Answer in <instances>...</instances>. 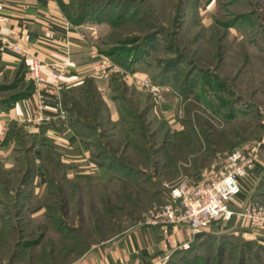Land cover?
<instances>
[{
  "label": "rangeland",
  "instance_id": "1",
  "mask_svg": "<svg viewBox=\"0 0 264 264\" xmlns=\"http://www.w3.org/2000/svg\"><path fill=\"white\" fill-rule=\"evenodd\" d=\"M56 1L63 8L66 27L73 30L77 40H84L97 60L95 64L103 60L109 63L108 75H95L109 79L118 101L126 102L123 96L128 99L133 115L140 118L142 125L141 129L135 127V134L138 137L142 132L150 152L146 156L140 151L143 141L128 142L134 132L129 131L126 122L123 129L109 123L103 127L102 138L138 172L132 173L133 179H124L115 192L109 190L107 203L90 188L78 187L70 192V186H65V205L52 211L54 220L59 216L53 227L43 208L31 211L32 205L24 200L15 206L17 189L29 180L37 188L35 192L43 191L40 176L29 178L36 165L37 173L41 171L38 158L28 155L11 130L15 120L8 119L10 108L32 94L36 82L26 53L18 51L19 60L10 64L3 60L0 49V234L5 226L0 264H47L46 252L51 246L57 255L65 257L58 262L68 259L66 263L72 264L83 254L79 250L84 239L92 243L104 241L128 226L151 225L146 217L167 200L163 181L205 178L218 169L231 150L261 140L264 0ZM226 21L233 22L229 30L223 24ZM6 43L0 41V45L8 47ZM188 71L194 75L192 89L183 90L177 85L182 84ZM225 104L230 113L233 111L232 116L225 117L221 112ZM36 110L43 112L42 106ZM187 115L193 117L191 136L198 141L172 148L171 140L184 137L187 128L183 120ZM59 159L69 170L79 168V157ZM57 166L58 178L61 168ZM159 188V193L154 194ZM11 224L23 227L22 234L13 232ZM40 225L48 227L41 242L23 248L12 259L16 242L36 239V226ZM219 229L217 224V234L212 237H193L179 243L154 264H216L226 253L219 249ZM43 245L46 252L40 249Z\"/></svg>",
  "mask_w": 264,
  "mask_h": 264
},
{
  "label": "crops",
  "instance_id": "2",
  "mask_svg": "<svg viewBox=\"0 0 264 264\" xmlns=\"http://www.w3.org/2000/svg\"><path fill=\"white\" fill-rule=\"evenodd\" d=\"M232 23L228 22L226 30H229ZM0 41L17 42L27 52L25 57L28 62L29 55H37L45 62L41 67V80L34 84V91L10 108L8 119L15 120L28 138L51 139L62 149L59 157H79V168L70 169L69 176L76 174L79 177H90L100 173L99 164L93 160L98 150L96 147H106L110 154L116 155V148H110V144L102 138L103 127L113 123L119 124L121 129L125 123L122 117L125 109L118 101L109 79L92 72V66L97 60L93 59L84 40H77L73 30L66 27L57 1L0 0ZM7 45H0L1 55L3 60L13 64L19 60L18 52L11 53ZM58 52L69 53L71 64L61 76L60 88L55 89L47 63L55 60L53 54ZM87 80L92 82L101 103V118L98 122L86 118L96 124V129L90 135L78 136L71 129L69 109L63 105L62 98L65 92L85 84ZM40 106L44 113L53 115V118L36 120V107ZM259 139L262 145L254 162L258 167L252 166L242 179L243 191L230 203V208L235 212L247 204L264 208V129ZM66 170L69 174V168L66 167ZM80 189H89V186L81 185ZM218 222L219 231L226 238H235L241 242L254 241L261 245L257 247L260 254L264 253V226L252 225L236 214L230 219H219ZM198 235L192 236L184 223L128 226L104 241L91 242L90 248L72 264H144L145 261L154 264L179 243Z\"/></svg>",
  "mask_w": 264,
  "mask_h": 264
},
{
  "label": "trees",
  "instance_id": "3",
  "mask_svg": "<svg viewBox=\"0 0 264 264\" xmlns=\"http://www.w3.org/2000/svg\"><path fill=\"white\" fill-rule=\"evenodd\" d=\"M61 9L63 11L62 7ZM223 24L225 25V28H226L228 21H226ZM185 76L186 77H184L182 84L178 83L177 87H181V89L183 90L185 89L190 90V88L192 89L191 80H193L194 75L192 71L191 72L188 71ZM30 95L28 94V96ZM121 98L123 101H126V102H121L123 105V108L125 109L122 115L123 121L128 124L129 131L134 132L133 136L128 142L136 143L138 140L143 141L144 145H141L142 147L140 151H142L143 154H146V156H149L150 151L147 149L148 142L146 141L145 136L143 135L142 137L141 131L138 134L139 138L135 134V127L139 126L140 129L142 127L140 118H138V116L136 115H133L132 113L133 106L128 104L129 103L127 102L128 99L124 96ZM62 102H63V105L69 109V113H70L69 123H70L71 129L76 134H78V136L79 134L81 135L89 134L90 135L92 132L95 131L96 124L91 123L86 118H89L93 121L97 120L98 122V119L101 118V103L99 101V98L97 97L95 88L91 81L87 80L85 84H82L79 87H76L70 90L69 92H65L63 94ZM69 102L71 103L70 106H68ZM225 105L226 106H223L224 109H221V112H223V115L225 117L230 116V115L232 116L233 111L232 113H230L227 107L228 104H225ZM193 121L194 120L191 115L186 116V118L183 120V123L185 125V128H187L186 130H188L189 132L187 134L185 130L184 133L186 135L184 134V137L178 140H175V141L171 140L170 144L172 148L175 147V145L177 144H180V146H183L185 142L192 143V142H195V140L198 141L197 137L193 138L191 136L192 134L191 131L193 129V124H192ZM12 123L13 125H11V130L13 133L16 132L15 134H17L16 136L17 140L24 146V149L27 151L28 155L32 154L33 156H36L38 158L37 164L41 167V171L37 173L36 171L37 165H36L35 167L36 169L34 170V172L30 173L31 176L29 178H31L32 176L38 175L40 176V179L43 180L42 182L39 183L41 189L43 190L41 193L35 192L37 188L33 187L34 184L33 182H31V180H29L28 183L25 184L24 186L22 187L19 186L16 194L14 195L15 196L14 204L15 206L20 205L19 201L24 200L27 204L32 205V208H30L31 211H36V210L43 208L45 211V214L49 216V219H50L49 223H51L52 227H53V221H56L57 223L58 222L57 219L59 220L58 215L55 220L53 219L55 216L54 212H52L53 209H55L56 206L65 205V202H64L65 186H70L69 191L71 192L74 189H77L81 185H88L90 190H92L94 194L101 196L100 200L104 201V203H107L108 201L106 200L109 199L107 192L109 190H112L115 192L118 189V187L124 183V179H133L132 173L137 174L138 172L136 169H134V166H131V164L127 163L124 159H121V157L116 156L115 154H110L106 147L97 146L96 148L98 150L94 153L95 157H93V160H95L99 164L100 169H101L100 173L94 174L90 177H79V175H76V174L69 176L68 171L66 170L65 166L63 165V163H61L59 159L60 153L62 152V149L59 146L55 145L51 139L46 138V137H40L38 139L28 138L24 135L22 129L19 127V125H17L16 122H12ZM263 129H264L263 125H260L259 135L261 134ZM204 137L206 136L204 135ZM210 150L212 151L211 153H213V149H210ZM48 160H49V163H48ZM55 165H58L57 167L61 168V172H60V175H58L59 176L58 178L56 176L57 174H56ZM252 166L258 167L255 164H253ZM134 178L138 179L137 177H134ZM153 185L155 186L154 183H152V186ZM164 188L168 195V188L166 187ZM159 190L161 189L160 188L156 189L154 194H158ZM242 191H243V188H241L240 192ZM18 213L16 217L18 216ZM217 224L219 225L218 221L213 222L209 226V229L210 227H212L211 231L204 230L197 236V238L201 240L204 236L209 235L210 237H212L214 234H217L216 232ZM4 227H2L3 229H1L0 241H2V236L4 234ZM36 227L38 228V231H39L37 238L28 239V240L27 238L23 240L19 239L16 242V245L18 247H16L13 251L14 253L12 254V259H14L13 257L16 258L17 255L21 253L23 248H26V247L31 248V246L41 242L43 238V232L48 227H46V225L44 226L40 225ZM54 227L57 232L60 231L57 226L54 225ZM11 228L13 232L17 231V233L22 234L23 227L17 228V226H15L14 224H11ZM2 230H3V233H2ZM217 237L220 238L221 240L219 241L220 251H223L224 249V252L226 251V253L223 255L222 258L221 257L219 258L216 264L218 263L226 264V261H229V260L231 261V264H264V253L260 254L259 250H257L258 245L261 246L260 244H257L254 241L253 242L251 241L241 242L240 240H236L235 238L234 239L226 238L225 234H221V233H219V236H216V238ZM82 243L84 246L82 249L79 250L80 255L86 252L91 246V242H89L87 239H84ZM63 244L64 243L61 242V245H62L61 247H63ZM40 249L46 252L47 248L45 245H43ZM49 249H51V251H49ZM49 249H47L48 251L46 252V255L48 256L47 264H68L69 263V262L66 263L68 259L58 262V260H61L60 257H62V255H57L58 253L56 254L55 252L56 249L52 246ZM53 252L55 253L54 256H52ZM227 254H229V257ZM245 254H247L246 258H245ZM70 256L71 255L67 257H70ZM64 258L65 257L63 256L62 259ZM255 259H257V261H254ZM149 262L150 261H145L144 264H148Z\"/></svg>",
  "mask_w": 264,
  "mask_h": 264
},
{
  "label": "built area",
  "instance_id": "4",
  "mask_svg": "<svg viewBox=\"0 0 264 264\" xmlns=\"http://www.w3.org/2000/svg\"><path fill=\"white\" fill-rule=\"evenodd\" d=\"M6 42L12 50L27 54L17 42ZM53 56L55 60L48 62L47 65L51 70L50 77L53 86L59 89L61 76L70 66L71 59L65 53H56ZM43 65L45 62L39 56L29 55L30 71L35 82L40 81ZM93 68L94 73L104 76L111 71L109 63L104 60L95 64ZM34 118L40 121L50 120L53 115L40 111ZM261 122L264 126V116ZM261 144V140H254L231 150L224 157L218 169L211 171L200 180L191 181L183 178L175 183L163 181L162 185L168 188L167 200L157 209L150 211L146 222L166 225L184 223L192 236L200 234L219 219H230L233 214L252 225L264 226L262 206L247 204L236 212L230 208L231 201L241 191L242 179L246 177L248 170L257 159Z\"/></svg>",
  "mask_w": 264,
  "mask_h": 264
}]
</instances>
